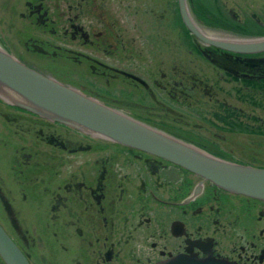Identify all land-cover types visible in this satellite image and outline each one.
I'll return each instance as SVG.
<instances>
[{
	"label": "flooded vegetation",
	"instance_id": "af4514ba",
	"mask_svg": "<svg viewBox=\"0 0 264 264\" xmlns=\"http://www.w3.org/2000/svg\"><path fill=\"white\" fill-rule=\"evenodd\" d=\"M137 1L0 0V35H13L0 36V47L207 153L264 167V50L205 44L178 4L171 19L174 0H142L141 11ZM186 5L207 36L264 37V0ZM131 13L136 25H122ZM45 64L69 67L62 72L72 82L38 67ZM0 224L30 264H153L203 256L208 243L216 257L264 264L263 201L1 98Z\"/></svg>",
	"mask_w": 264,
	"mask_h": 264
},
{
	"label": "water",
	"instance_id": "95a60500",
	"mask_svg": "<svg viewBox=\"0 0 264 264\" xmlns=\"http://www.w3.org/2000/svg\"><path fill=\"white\" fill-rule=\"evenodd\" d=\"M177 4L184 25L203 43L237 53L264 50V37L236 40L205 35L191 18L186 0H177ZM0 98L81 133L162 157L224 191L264 202V167L228 161L172 137L27 66L2 47ZM201 186L202 181L190 198ZM210 249L208 243L203 256L187 251L153 264H238L214 256ZM0 258L4 264H30L1 224Z\"/></svg>",
	"mask_w": 264,
	"mask_h": 264
},
{
	"label": "rangeland",
	"instance_id": "374dc122",
	"mask_svg": "<svg viewBox=\"0 0 264 264\" xmlns=\"http://www.w3.org/2000/svg\"><path fill=\"white\" fill-rule=\"evenodd\" d=\"M131 1L132 0H129V5L130 4H133ZM174 2H175L174 3L175 4V9H173L171 7V19H172L173 13L177 17V11H176V8H177V0H174ZM171 4H172V2H171ZM197 5L200 6V2H198ZM133 9H138L139 11H141L143 9H146L145 2H143L142 0H139V1L135 2ZM121 19H122V25H124V26H126V24L130 26L132 23L134 25H136L137 21L139 20V18L137 16H134L133 17L132 16V13L131 14H123V16L121 17ZM173 19H174V16H173ZM177 19H178V17H177ZM174 21H176V19H174ZM176 23H177V21H176ZM130 32H131V30H130ZM176 33H177L176 30L175 31H172L171 30V41H173V42L174 41H177L176 39H174V38H177V34ZM0 36H3L4 39L8 42V40H7L8 37L9 36L12 37L13 35L11 36V34H1ZM174 53H179V51L178 50H175ZM176 56L178 57V55H176ZM38 67L41 68L42 70H44L45 72L49 73V74H52L54 76L55 75L60 76L58 78L62 79L63 81H65V82H67L69 84L72 82V81H69V77L68 78L67 77H64V75H63L64 72H62L63 69H64V67L67 70L69 69V67H66V66H64V67H62V66H55V65H51V64H49V65L48 64H45V65L38 66Z\"/></svg>",
	"mask_w": 264,
	"mask_h": 264
},
{
	"label": "trees",
	"instance_id": "16d2710c",
	"mask_svg": "<svg viewBox=\"0 0 264 264\" xmlns=\"http://www.w3.org/2000/svg\"><path fill=\"white\" fill-rule=\"evenodd\" d=\"M176 11H177V15H178V10H177V8H176ZM186 32H188V31L186 30Z\"/></svg>",
	"mask_w": 264,
	"mask_h": 264
},
{
	"label": "bare ground",
	"instance_id": "6f19581e",
	"mask_svg": "<svg viewBox=\"0 0 264 264\" xmlns=\"http://www.w3.org/2000/svg\"><path fill=\"white\" fill-rule=\"evenodd\" d=\"M242 163V162H241ZM244 164V163H243ZM256 166V165H255ZM259 166V165H258ZM260 167H262V166H260Z\"/></svg>",
	"mask_w": 264,
	"mask_h": 264
}]
</instances>
